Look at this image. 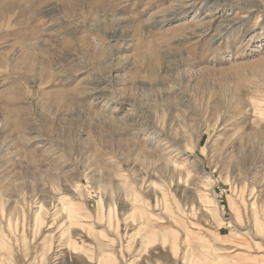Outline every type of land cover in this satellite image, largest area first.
<instances>
[{"label":"rangeland","instance_id":"374dc122","mask_svg":"<svg viewBox=\"0 0 264 264\" xmlns=\"http://www.w3.org/2000/svg\"><path fill=\"white\" fill-rule=\"evenodd\" d=\"M0 264H264V0H0Z\"/></svg>","mask_w":264,"mask_h":264}]
</instances>
